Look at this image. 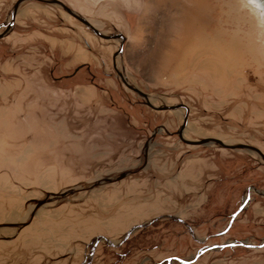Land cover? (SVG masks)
<instances>
[{"label":"rangeland","instance_id":"rangeland-1","mask_svg":"<svg viewBox=\"0 0 264 264\" xmlns=\"http://www.w3.org/2000/svg\"><path fill=\"white\" fill-rule=\"evenodd\" d=\"M59 1L123 34L128 83L156 107L184 105L189 125L183 132L185 109L158 112L123 88L118 47L59 9L41 12L39 25L71 41L0 39V264H166L229 241L259 245L262 157L184 140L264 153V9L251 0ZM190 264H264V247L217 248Z\"/></svg>","mask_w":264,"mask_h":264},{"label":"water","instance_id":"water-1","mask_svg":"<svg viewBox=\"0 0 264 264\" xmlns=\"http://www.w3.org/2000/svg\"><path fill=\"white\" fill-rule=\"evenodd\" d=\"M27 1H37V2H40L44 5L52 7L54 9L55 8L59 9V10L65 12L66 14H68L70 17H72L76 21H78L80 24H82V26H84L86 30L90 31L95 37L99 38L102 41H105L107 43H110V44L117 46L118 49H117L116 56L120 59V65H119V68L116 69V72H117V79H118L119 83L121 84V86L123 88H125L126 90L131 91V92L139 95L141 98H143L145 100L146 105H148L150 108H152L153 110H156L158 112H164V111L176 112L177 110H184L185 109L186 115H185V121H184V125H183V132L187 131L188 125H189V122H188L189 121V110L184 105H180V106H177L175 108L174 107H167V109H162L160 107H156L150 102V99H151L150 95H148L147 93L138 89L137 87L131 85L130 83H128L127 80L126 81L124 80L123 62H124V52H125V45H126L127 38L123 34H117V33L116 34H108V33L102 32L101 30L96 28V26H94V24H92L89 19H87L86 17H84L80 13L74 11L72 8H70L69 6H67L66 4H64L63 2H61L59 0H19L14 5V7L12 8V10L10 12V15H9L10 20H8V21H6L0 25V39L8 37L12 33V31L15 28L16 18H17V15L19 13V10H20L21 6L23 5V3L27 2ZM181 136H183V135H181ZM184 141L186 144L191 145V146H201L202 147V146H208V145H214V146L218 145L222 148H229V149H234V150H248V151L255 152V153L259 154L262 157V159L264 160V153L262 151H260L259 149H256V148L251 147V146H244V145H230L229 143L227 144L226 141H224L222 139H218V138L207 139V140H203V141H199V142H190L187 140H184ZM250 196L251 195L249 193V196H247L248 198L246 199L244 204L241 206L239 211L233 216L232 221L228 227V230L225 231L224 233L219 234V235H225L229 231V229L232 227L235 219L250 204V201H251ZM173 218L176 220H179L176 217H173ZM152 223H150V224H152ZM150 224H145L144 226H148ZM136 229H137V227L133 228L128 233L127 237H129ZM108 241L110 242L111 240H108ZM239 246L244 247V248L247 247V248H253V249H261L262 247H264V239L261 240L259 245H254L252 243H249L247 240L229 241V242H227L225 244H221L219 246L215 245V246L205 247L195 256V258H193L191 260H183V259L180 260V258H175V259L170 258L165 263L166 264H173V262L175 261V262H178L179 264H190V263L196 262L202 255L206 254L208 251H211L213 249H217V248L218 249H225V248L232 249V248L239 247ZM92 255H94V253Z\"/></svg>","mask_w":264,"mask_h":264},{"label":"crops","instance_id":"crops-1","mask_svg":"<svg viewBox=\"0 0 264 264\" xmlns=\"http://www.w3.org/2000/svg\"><path fill=\"white\" fill-rule=\"evenodd\" d=\"M18 1L19 0H0V25L10 19V11ZM48 9H52V7L37 1H27L23 3L16 18L15 28L6 38L16 34L18 37L30 39L23 44H31L38 48L44 46L51 48V46H54L59 39H63L67 36L62 32L59 26L55 27L52 25L54 27L49 28L47 25H39L40 22H44V18L41 17L40 13ZM35 22H37L38 25L35 24ZM70 38V36L67 37L68 40H70ZM74 45L78 46V48L81 47L76 41H74Z\"/></svg>","mask_w":264,"mask_h":264},{"label":"bare ground","instance_id":"bare-ground-1","mask_svg":"<svg viewBox=\"0 0 264 264\" xmlns=\"http://www.w3.org/2000/svg\"><path fill=\"white\" fill-rule=\"evenodd\" d=\"M254 5L259 9H264V0H251ZM124 77V76H123ZM124 80L126 81V78L124 77ZM167 107H173V106H163L160 107L162 109H167ZM259 155V154H258ZM261 157V156H260Z\"/></svg>","mask_w":264,"mask_h":264},{"label":"flooded vegetation","instance_id":"flooded-vegetation-1","mask_svg":"<svg viewBox=\"0 0 264 264\" xmlns=\"http://www.w3.org/2000/svg\"><path fill=\"white\" fill-rule=\"evenodd\" d=\"M234 224V223H233Z\"/></svg>","mask_w":264,"mask_h":264}]
</instances>
